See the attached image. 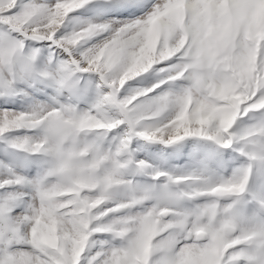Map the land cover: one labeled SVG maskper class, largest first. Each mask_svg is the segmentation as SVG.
I'll return each mask as SVG.
<instances>
[{"label":"snow or ice","instance_id":"6c2138e0","mask_svg":"<svg viewBox=\"0 0 264 264\" xmlns=\"http://www.w3.org/2000/svg\"><path fill=\"white\" fill-rule=\"evenodd\" d=\"M0 144V264H264V0H0Z\"/></svg>","mask_w":264,"mask_h":264},{"label":"rangeland","instance_id":"374dc122","mask_svg":"<svg viewBox=\"0 0 264 264\" xmlns=\"http://www.w3.org/2000/svg\"><path fill=\"white\" fill-rule=\"evenodd\" d=\"M146 75V74H145ZM130 84H131V87L132 88H136V86H138L139 88L141 87V88H146L147 87V85L146 84H138L137 82H136V79H134L133 81H130L129 82ZM4 146L2 145V144H0V159H2V157H3V150H2V148H3ZM2 151V152H1ZM3 171V169H0V171ZM1 173V172H0Z\"/></svg>","mask_w":264,"mask_h":264},{"label":"bare ground","instance_id":"6f19581e","mask_svg":"<svg viewBox=\"0 0 264 264\" xmlns=\"http://www.w3.org/2000/svg\"><path fill=\"white\" fill-rule=\"evenodd\" d=\"M117 19H135V17H131V16H124V17H117ZM147 87L149 86L147 83H146ZM136 88H139L138 86H136ZM135 88V89H136ZM141 88V87H140ZM3 150V148H2ZM2 152V151H1ZM3 158V157H2ZM1 173L3 172L2 170L0 171Z\"/></svg>","mask_w":264,"mask_h":264}]
</instances>
